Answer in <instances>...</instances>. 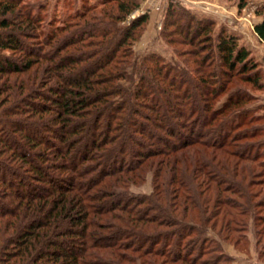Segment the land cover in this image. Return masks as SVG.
I'll use <instances>...</instances> for the list:
<instances>
[{
	"label": "trees",
	"instance_id": "obj_1",
	"mask_svg": "<svg viewBox=\"0 0 264 264\" xmlns=\"http://www.w3.org/2000/svg\"><path fill=\"white\" fill-rule=\"evenodd\" d=\"M140 1L101 0L58 19L0 0V51L19 54L0 56V264H220V242L245 249L248 220L262 259L264 204L252 198L264 159L259 127L247 125L259 117L227 114L244 93L215 105L234 70L256 83L255 65L222 35L224 79L207 78L205 29L191 18L181 34L193 67L136 58L147 14L121 22ZM258 14L264 42V5ZM148 175L149 193L130 190Z\"/></svg>",
	"mask_w": 264,
	"mask_h": 264
},
{
	"label": "rangeland",
	"instance_id": "obj_2",
	"mask_svg": "<svg viewBox=\"0 0 264 264\" xmlns=\"http://www.w3.org/2000/svg\"><path fill=\"white\" fill-rule=\"evenodd\" d=\"M99 1L101 0H20L18 4L19 7L22 6L21 11H35V6L43 5V9L40 10L41 16L64 19L66 15L73 13L75 9L81 8L82 5H97ZM263 5L264 0H142L139 6L130 12L121 22L123 25L127 24L135 16L146 13L147 19L140 29L139 37L133 43L132 49L136 58L148 54H156L164 61H176L181 67L189 68L190 66L193 67L190 60L191 45L183 42L182 27H185V22L190 18L194 27V23L198 21L200 27L205 29V31L198 33L202 37L197 41L198 46L201 47L200 55L203 58V62L199 67L205 72L207 78H214L217 81H223L221 79H224L220 75L223 70L219 54L215 52V44L218 38L222 35H230L236 45L244 47L248 52L250 61L255 65L251 73L256 76L257 82L248 83L243 81L236 74V70H234L233 73H230V80L225 85V92L216 97L215 105H219L229 92L245 94L244 101L239 106H235L227 111V114H231L232 111H246L244 116L254 115L259 117L256 122L247 125L259 127V132L254 140L262 143L259 148V152L261 153L260 159H264V42L256 37L252 27L254 23L260 20L261 16L258 14V11ZM6 16L12 18V15ZM13 16L16 17L17 15ZM42 23L36 26L35 31L40 29L42 25H45L46 20ZM22 40L26 43H36L33 42L35 41L33 39ZM176 53H179L180 57ZM16 55L18 56L19 54L7 50L0 51V56H8L11 59H15ZM182 59L187 64L179 62ZM25 75L27 74L15 76L17 82L27 77ZM13 78L14 76H10L11 81ZM42 91H45V88H42ZM243 127L244 124L235 127L231 131V134L243 129ZM245 141L238 140L235 143L239 146L245 144ZM255 179H257L256 181H261L262 184L254 188V190L258 189L259 192L252 200L264 204V181L262 182L264 174L257 176ZM130 190L137 194L149 193V175L145 177V180L141 184L130 186ZM262 215L264 216V209L262 210ZM245 233L248 244L245 245L244 250H238L228 243L220 242L221 251L224 254V258L220 261V264H264V255L262 259L258 258L256 247L254 246L255 239L250 220L247 222ZM261 235L260 244L263 247L264 232ZM260 244L258 247H260ZM224 259H228V261Z\"/></svg>",
	"mask_w": 264,
	"mask_h": 264
}]
</instances>
